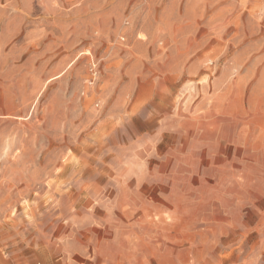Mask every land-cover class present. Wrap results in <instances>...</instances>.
I'll use <instances>...</instances> for the list:
<instances>
[{
  "label": "rangeland",
  "instance_id": "rangeland-1",
  "mask_svg": "<svg viewBox=\"0 0 264 264\" xmlns=\"http://www.w3.org/2000/svg\"><path fill=\"white\" fill-rule=\"evenodd\" d=\"M0 264H264V0H0Z\"/></svg>",
  "mask_w": 264,
  "mask_h": 264
}]
</instances>
